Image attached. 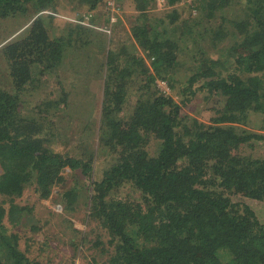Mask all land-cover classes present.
Returning <instances> with one entry per match:
<instances>
[{
  "label": "trees",
  "instance_id": "trees-1",
  "mask_svg": "<svg viewBox=\"0 0 264 264\" xmlns=\"http://www.w3.org/2000/svg\"><path fill=\"white\" fill-rule=\"evenodd\" d=\"M58 1L0 0V25L28 13L31 21L14 39L16 29L0 32V264H30L6 227L16 226L27 210L16 202L26 187L34 185L43 199L63 195L66 207L74 204L73 191H53L66 169L86 182L88 222L108 235L102 264H264V160L243 154L251 141L264 140V0H185L187 20L193 28L201 25L197 42L206 51L190 56L182 88L172 74L178 47L169 45L166 29L132 28L151 67L135 55L118 65L114 51H106L100 92L72 101L78 108L86 104L85 130L95 136L89 137L91 149L109 155L98 178L91 174V157L85 162L53 152L45 134L57 118L54 108L63 107L70 119L82 117L66 103L64 82L53 77L66 45L47 24L59 12ZM177 1L163 0L167 26L183 10ZM77 2L93 9L102 0ZM132 3L144 17L155 0ZM219 12L228 16L218 19ZM92 31L71 24L75 36ZM45 78L56 81L47 86ZM197 99L207 101L208 125L180 113ZM30 112L35 118L25 116ZM251 116L261 117L262 135L240 129ZM150 142L156 145L152 156Z\"/></svg>",
  "mask_w": 264,
  "mask_h": 264
},
{
  "label": "rangeland",
  "instance_id": "rangeland-1",
  "mask_svg": "<svg viewBox=\"0 0 264 264\" xmlns=\"http://www.w3.org/2000/svg\"><path fill=\"white\" fill-rule=\"evenodd\" d=\"M177 3L175 7H181L183 10L177 12V15H179L177 20L167 26L170 20L167 18L166 8H169L165 7L162 0H155V3H151L150 7L144 12L146 13L144 17H140L141 14L135 11L132 0H102L101 4L93 9L87 4L80 5L77 0H59V7H56L59 10L56 14L57 17H54V20L47 22V24H49V28L56 37H63L66 43L63 52V58L65 59L58 66V69H60L58 74L55 73V76H53H57V81L64 82V93L69 94L67 100H65L66 103L78 102L79 98L85 100L84 93L87 94V92L95 91V95H97L96 91L100 92L104 72H102L100 65L104 63L103 56L107 50L114 51V56L117 55L115 61L118 65L119 62H124L122 65L128 64L131 55H135L143 58L144 63L151 67L148 59L144 56V50H141L138 46L136 47L132 39V28L140 23L155 28L156 32H162L166 29L167 39L170 40L168 41L169 45L172 48L178 47V66L177 64L174 66L172 74L175 75L176 87L182 88L186 84L184 80H186L188 70L191 68L189 64L190 56L196 54L200 58L198 55L200 50L206 51V49H201L197 42L201 25L199 28H193V25L190 26L187 20L189 18L188 11H190L187 4L189 1L180 0ZM28 14L30 15V13ZM225 15H227L226 12L216 14L218 19ZM28 16L27 18L23 16L13 17L10 18L11 20L1 22L0 32L7 30L10 33L12 29H16L12 34L14 39L19 33L21 35L24 32L23 30H26L31 23ZM75 22H84L85 26L92 24L98 30L93 29L91 34L81 33L80 36H75L70 32L71 24ZM111 23H113L111 32L106 34L105 31ZM187 23L189 25L185 26ZM158 41L163 42L160 36ZM225 43L226 41H223L221 46ZM79 44L83 46L79 47ZM121 48L124 50L119 53ZM137 67L139 68L140 64ZM2 69H5V65L0 64L1 76L3 75ZM70 74H74V77L71 78ZM49 79L45 78L47 86L54 80ZM3 80L7 84L2 81L1 86L7 88L8 79L4 78ZM72 84L77 85L74 89L76 92L71 88ZM42 85L44 84L42 83ZM157 85L167 94H172L171 90H166V85L163 82H157ZM197 85H194V88ZM43 89L45 92L49 90V88ZM59 98L60 96L55 101L60 100ZM173 99L178 104L182 100L179 96H173ZM201 99L182 105L180 113L186 118L195 119L200 124L208 125L210 124L211 112L208 111L209 107L205 105L207 101ZM72 105H75L72 109L74 113L82 115L81 118L70 119V114H66L63 107L58 108L57 111L53 106L54 111L50 109L58 119L53 116L55 118H51L50 122L52 123L49 125V132H45L47 139L52 138L49 148L53 152L61 153L63 156H70L85 162L89 161L91 157L93 160L91 174L98 178L101 172L100 169L105 167L104 165L109 161V155L103 149L101 150V147L91 149L95 146L92 144V138L89 137L95 136H92L89 130H85L86 121L84 120L87 115L82 111L86 104L80 105L79 108V103H72ZM30 113H26L25 116L35 118L34 112ZM64 114L66 116L63 117ZM261 126V117L251 116L247 124L240 126V129H244L251 134L262 135ZM91 130H93V127H91ZM250 144L251 149H243L244 156L264 160V140H253ZM146 150L149 155H154L156 151L155 143H148ZM93 151H95V154L90 156ZM99 167L101 168L98 169ZM66 172L63 174L62 182L54 187L53 191L57 194L59 190L73 191L74 204L71 207L69 204L66 207L69 202L63 198V195L55 196V194H52L44 199L38 197L36 190H34L35 186L32 184L26 187L21 197L16 199L19 206H24L27 210L22 213L16 226L7 225L6 227L9 233L17 235L18 248L24 253L30 264H102L105 260L104 252L106 248L108 249L107 242L109 238L95 222H88L89 210L85 201L87 193L84 188L86 182L80 175L78 176L68 169H66ZM76 177H79L78 180L75 179ZM125 192L127 191L125 190ZM0 198L2 199V197ZM72 230L81 232V235H85V238L80 239L82 236H79V234L75 236Z\"/></svg>",
  "mask_w": 264,
  "mask_h": 264
},
{
  "label": "bare ground",
  "instance_id": "bare-ground-1",
  "mask_svg": "<svg viewBox=\"0 0 264 264\" xmlns=\"http://www.w3.org/2000/svg\"><path fill=\"white\" fill-rule=\"evenodd\" d=\"M162 2H163V0H162ZM54 17H57V15L55 14ZM112 24L113 23L109 24L108 28L105 31L106 34H109L111 32ZM72 25H80V26H83V27H89L91 29H97L94 26H92V24L90 26H85L84 22H75V23H72ZM166 90H167V87H166Z\"/></svg>",
  "mask_w": 264,
  "mask_h": 264
},
{
  "label": "crops",
  "instance_id": "crops-1",
  "mask_svg": "<svg viewBox=\"0 0 264 264\" xmlns=\"http://www.w3.org/2000/svg\"><path fill=\"white\" fill-rule=\"evenodd\" d=\"M89 29H91V28H89ZM93 30V29H92ZM95 30V29H94ZM97 31V30H96Z\"/></svg>",
  "mask_w": 264,
  "mask_h": 264
}]
</instances>
